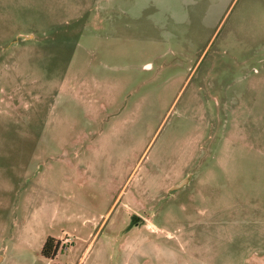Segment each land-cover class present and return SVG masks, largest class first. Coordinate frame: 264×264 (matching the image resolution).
Wrapping results in <instances>:
<instances>
[{"label":"rangeland","instance_id":"rangeland-1","mask_svg":"<svg viewBox=\"0 0 264 264\" xmlns=\"http://www.w3.org/2000/svg\"><path fill=\"white\" fill-rule=\"evenodd\" d=\"M0 256L264 264V0H0Z\"/></svg>","mask_w":264,"mask_h":264},{"label":"trees","instance_id":"trees-1","mask_svg":"<svg viewBox=\"0 0 264 264\" xmlns=\"http://www.w3.org/2000/svg\"><path fill=\"white\" fill-rule=\"evenodd\" d=\"M55 240L52 236H48L42 245L41 248V255L48 258L53 259L57 255L58 246L52 245L51 243ZM52 264H58V263H52Z\"/></svg>","mask_w":264,"mask_h":264},{"label":"water","instance_id":"water-1","mask_svg":"<svg viewBox=\"0 0 264 264\" xmlns=\"http://www.w3.org/2000/svg\"><path fill=\"white\" fill-rule=\"evenodd\" d=\"M189 181V175L186 176L184 179H182L181 181H179L178 183L174 184L173 186H171L170 191H175L177 189H180L181 187H183L185 184H187V182ZM2 257L0 256V261H1Z\"/></svg>","mask_w":264,"mask_h":264},{"label":"flooded vegetation","instance_id":"flooded-vegetation-1","mask_svg":"<svg viewBox=\"0 0 264 264\" xmlns=\"http://www.w3.org/2000/svg\"><path fill=\"white\" fill-rule=\"evenodd\" d=\"M52 245H57L58 246V248H59V246H60V240L59 239H56V240H53V242L51 243Z\"/></svg>","mask_w":264,"mask_h":264},{"label":"crops","instance_id":"crops-1","mask_svg":"<svg viewBox=\"0 0 264 264\" xmlns=\"http://www.w3.org/2000/svg\"><path fill=\"white\" fill-rule=\"evenodd\" d=\"M130 264V263H129Z\"/></svg>","mask_w":264,"mask_h":264}]
</instances>
